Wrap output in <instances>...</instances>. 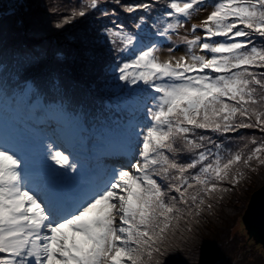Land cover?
Returning <instances> with one entry per match:
<instances>
[{
  "label": "snow or ice",
  "instance_id": "1",
  "mask_svg": "<svg viewBox=\"0 0 264 264\" xmlns=\"http://www.w3.org/2000/svg\"><path fill=\"white\" fill-rule=\"evenodd\" d=\"M209 7L177 55L173 36ZM73 22L86 51L107 48L118 118L90 129L59 81L49 102L0 79V101L40 125L0 132V264H163L211 201L264 166V0H80L54 27Z\"/></svg>",
  "mask_w": 264,
  "mask_h": 264
},
{
  "label": "trees",
  "instance_id": "2",
  "mask_svg": "<svg viewBox=\"0 0 264 264\" xmlns=\"http://www.w3.org/2000/svg\"><path fill=\"white\" fill-rule=\"evenodd\" d=\"M41 1L45 5L44 10L39 8L40 0H26L28 5L21 11L22 13L0 19V43L5 45L12 42V50L5 57L0 58L2 63H5L3 62L5 60L10 66L7 67L6 72L4 70L1 78H6L8 83L16 84L30 79L29 77H34V82L51 101L59 99V97L55 98V94H58L55 84L56 81H59L66 102L76 103L77 107L83 108L92 116L95 107L90 109L91 105L101 106L107 100L108 92L111 93L110 90L116 83L109 67L111 59L106 55L107 48L98 47L93 51H86L80 42L85 34V26L82 24L73 22V24L67 25L65 30L55 29V24L69 15L71 10L76 9L80 5V0H60V5L57 3L59 0ZM85 2H89V0H85ZM69 3L74 5L72 9L68 8ZM34 4H37L35 9L33 8ZM60 7L62 9L58 10ZM33 23L35 27L29 26ZM44 32L45 36L42 37ZM88 34L89 37L94 35L91 31ZM25 38L36 43H45L49 51L47 57L41 59L39 63L36 61L33 63L28 60L31 59L30 56L17 54L16 52L22 50L27 44L21 40ZM19 43H24V46H19ZM40 74H43V77H40ZM241 131L249 136L253 134V130L244 129ZM235 135L239 136V133ZM255 135L257 136L259 133L257 132ZM243 144L244 141H238L229 144L228 147L230 151L236 152L243 147ZM255 146L252 145V147ZM257 169L261 173L250 183L242 184L239 187L241 197L233 196L229 200L225 214L224 211L217 213L214 210L218 216H212L211 212L207 210L208 214L205 215V210L202 213V222L192 226L193 232L184 240H177V246L173 248L177 252V256L196 251L193 262H186L184 259H181V262L176 261L172 257L173 250L170 249L167 255L162 258L163 264H204L201 260L203 253L209 264H256L258 262L248 251L251 249L250 245H246L249 234L242 223L246 211L244 209H247L246 198L254 192L255 188L262 186L264 166L262 169ZM234 203L241 205L236 208ZM241 206L244 207L243 210L240 208ZM239 223L243 230L245 229L244 231L239 229ZM199 224H201L200 227ZM222 224L223 226H221ZM184 226L181 222V227ZM206 234L212 235L208 242L203 241ZM252 241L258 245V249L264 255L262 246L254 240Z\"/></svg>",
  "mask_w": 264,
  "mask_h": 264
},
{
  "label": "rangeland",
  "instance_id": "3",
  "mask_svg": "<svg viewBox=\"0 0 264 264\" xmlns=\"http://www.w3.org/2000/svg\"><path fill=\"white\" fill-rule=\"evenodd\" d=\"M57 3H59V5H60V0L57 2ZM26 5H28L27 3H26ZM36 5L37 4H34V6H33V8L35 9V7H36ZM39 8H40V10H44L43 8H45V5H44V3H42V1L40 0V3H39ZM73 4L72 3H69L68 4V8L69 9H72L73 8ZM27 7V6H26ZM60 9H62L61 7L60 8H58V10H60ZM212 9L209 7L207 10H204V11H201L200 13H198L196 16H194L193 17V19L192 20H190V21H188L187 22V24H186V27L185 28H182V29H180V34H179V37L178 36H173V40L176 42V46H177V55H183L184 54V52H185V45L184 44H182V43H180V37H183V36H187L189 39H191L192 38V35H191V33H190V28H191V25L192 24H199L200 22H201V20L203 19V18H205L208 14H209V12L211 11ZM47 11V10H46ZM48 12V11H47ZM20 13H22V12H20ZM29 26H31V27H35V24L33 23L32 25H29ZM200 32V30L198 29V33ZM45 36V32L44 33H42V37H44ZM21 40H23V41H25V43H27L25 46L23 45L24 43H19L18 45L20 46V45H23L24 46V48L22 49V50H20V51H18V52H16L17 54H19V55H26V56H30L31 57V59H28L29 61H31V62H33L34 63V61H36L37 63H39L40 62V60L41 59H43V58H46L47 57V55H48V53H49V51H48V49H47V47H46V45H45V43L43 44V42H39V43H36V42H33V41H30V40H28L27 38H25V39H21ZM51 41V40H50ZM170 43L171 42H164L161 46H160V50H159V52H158V55H159V57H160V59L161 60H166L167 58H168V56L170 55V53L168 52V47L170 46ZM12 48V42H9V43H7V44H1L0 43V58H2V57H5L6 56V54H9V52L12 50L11 49ZM197 54H202V53H197ZM19 59V58H18ZM49 62H50V60H48ZM27 63H29V62H27ZM40 77H43V74H40L39 75ZM109 95H112L111 93H109L108 92V96ZM110 97H112V96H110ZM18 106H20L22 109H27L26 108V106H24V105H18ZM25 107V108H24ZM28 111H25V116H24V120H27V116H28ZM260 135V134H259ZM259 135H257V138H259ZM241 147V146H240ZM251 148H254V147H252V145H248V148L247 149H245V152L246 151H249ZM232 152L234 153L235 151H233L232 150ZM257 168H260V169H262L263 168V166H259V167H257ZM195 171V170H194ZM245 173H246V175H245V179L243 180V182H241L240 183V185L239 186H237L236 188H235V190L234 191H232V192H229V193H225L224 194V197H223V199H215V200H213V201H211V203L213 204V207L210 209V210H208V209H206V211H205V215H207L208 213H207V210L209 211V212H211V215L212 216H218V214H216L215 213V211L217 212V213H219V212H223L224 211V214H225V211H226V209H227V204L229 203V200H231L232 198H233V196H238V197H241V193H240V190H239V187L240 186H242V184H248V183H250L252 180H253V178H255L256 179V177H258V175L261 173V171L260 170H256L255 172H250V171H248L247 169H245ZM264 171V170H263ZM262 185V186H261ZM261 187H257V188H255L254 189V192L253 193H250L251 195H249L247 198H246V202L247 203H245L246 204V208H248V206H249V203H250V200H251V198H252V196H253V194L256 192V191H258L260 188H262L263 186H264V177H263V181H262V183H261ZM235 204V206H236V208L237 207H239V205H241V204H239V203H234ZM242 210L244 209V207H240ZM215 210V211H214ZM244 210H247V209H244ZM246 212V211H245ZM203 214V215H204ZM228 215V214H227ZM245 215V214H244ZM231 218H232V216H231ZM230 218V219H231ZM229 219V220H230ZM202 214H201V217H200V222H202ZM199 222V223H200ZM243 223V222H242ZM221 224V223H220ZM200 225L201 224H199V227H200ZM221 226H223V224L221 225ZM238 226H239V229L240 230H243V227L240 225V223L238 224ZM243 226H244V223H243ZM244 228H245V226H244ZM245 230V229H244ZM243 230V231H244ZM250 236V235H249ZM212 237V235H208V234H206L205 235V238H204V240L203 241H205V242H208L209 240H210V238ZM252 240H254L256 243H258V244H260L257 240H256V238H252L251 240H249V237H248V239H247V241H246V245L247 246H249L250 245V247H251V249H249L248 251L249 252H251V254H253V256L258 260V262L256 263V264H264V255H263V253H262V251L261 250H259L258 249V245H256V244H254V242L252 241ZM252 241V243L250 244V242ZM261 245V244H260ZM262 246V245H261ZM260 247V246H259ZM262 248H263V246H262ZM260 249H261V247H260ZM172 250H173V253H172V257L173 258H175L176 259V261H178V262H181V259H184L186 262H193V256L195 255L196 256V251L194 252V251H191L190 253H187L186 255L185 254H183V256H181V254H180V256H177V252L175 251V249H173L172 248ZM193 250V249H192ZM263 250H264V248H263ZM202 251V250H201ZM202 254V253H201ZM205 254L203 253L202 255H201V260L204 262V264H209V263H207V259H206V257L204 256ZM198 262V261H197ZM173 264V263H172Z\"/></svg>",
  "mask_w": 264,
  "mask_h": 264
},
{
  "label": "water",
  "instance_id": "4",
  "mask_svg": "<svg viewBox=\"0 0 264 264\" xmlns=\"http://www.w3.org/2000/svg\"><path fill=\"white\" fill-rule=\"evenodd\" d=\"M243 223L250 235L249 240L256 238L264 248V186L253 194Z\"/></svg>",
  "mask_w": 264,
  "mask_h": 264
}]
</instances>
